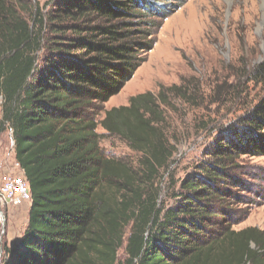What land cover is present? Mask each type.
Here are the masks:
<instances>
[{
  "label": "trees",
  "instance_id": "16d2710c",
  "mask_svg": "<svg viewBox=\"0 0 264 264\" xmlns=\"http://www.w3.org/2000/svg\"><path fill=\"white\" fill-rule=\"evenodd\" d=\"M145 10L154 13L146 0H46L42 8L0 0V129L11 130L31 194L27 225L5 246L2 264H264V232L206 225L207 202L229 192L215 185L226 166L242 151H264V97L234 134L207 149L215 161L183 179L169 206L159 207L146 186L174 152L150 92L99 122L140 153L136 166L98 149L86 110L116 94L142 62L148 43L133 39L127 18ZM257 75L264 62L249 81Z\"/></svg>",
  "mask_w": 264,
  "mask_h": 264
},
{
  "label": "rangeland",
  "instance_id": "374dc122",
  "mask_svg": "<svg viewBox=\"0 0 264 264\" xmlns=\"http://www.w3.org/2000/svg\"><path fill=\"white\" fill-rule=\"evenodd\" d=\"M146 1L154 13L145 10L127 18L135 23L130 27L133 39L148 43L139 52L142 62L116 94L94 102L86 114L96 122L100 153L136 166L140 153L99 122L106 110L127 105L130 96L152 94V106L162 119L160 128L174 150L154 185L146 184L156 191L161 207L177 200L172 194L182 190L183 179L197 178L203 165L215 161L207 149L230 136L259 97H264V75L249 81L253 70L264 62V0ZM36 2L42 8L46 0ZM71 34L66 32L68 37ZM1 101L0 97V117ZM226 167V177L215 185L229 192L207 202L211 209L208 229L253 227L264 232V151L257 155L242 151ZM21 171L14 158L11 130L0 129V184L6 175ZM29 204L0 205V264L5 246L18 241L27 225ZM124 245L125 240L118 251L120 260L125 256Z\"/></svg>",
  "mask_w": 264,
  "mask_h": 264
},
{
  "label": "built area",
  "instance_id": "2783aa9c",
  "mask_svg": "<svg viewBox=\"0 0 264 264\" xmlns=\"http://www.w3.org/2000/svg\"><path fill=\"white\" fill-rule=\"evenodd\" d=\"M31 194L29 184L24 172L6 175L0 184V205L9 203L21 205L30 201Z\"/></svg>",
  "mask_w": 264,
  "mask_h": 264
}]
</instances>
